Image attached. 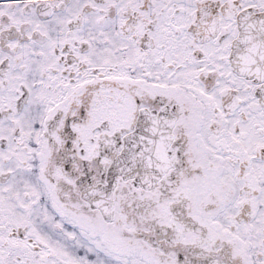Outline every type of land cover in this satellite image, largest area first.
Returning a JSON list of instances; mask_svg holds the SVG:
<instances>
[{
	"label": "snow or ice",
	"instance_id": "6c2138e0",
	"mask_svg": "<svg viewBox=\"0 0 264 264\" xmlns=\"http://www.w3.org/2000/svg\"><path fill=\"white\" fill-rule=\"evenodd\" d=\"M0 264H264V0H0Z\"/></svg>",
	"mask_w": 264,
	"mask_h": 264
}]
</instances>
